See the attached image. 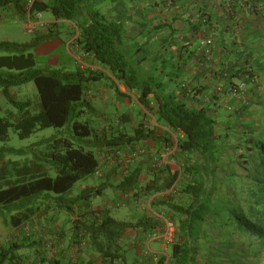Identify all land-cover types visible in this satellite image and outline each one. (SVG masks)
Returning <instances> with one entry per match:
<instances>
[{"label": "trees", "instance_id": "16d2710c", "mask_svg": "<svg viewBox=\"0 0 264 264\" xmlns=\"http://www.w3.org/2000/svg\"><path fill=\"white\" fill-rule=\"evenodd\" d=\"M26 1L0 0V10L11 7L22 15ZM31 12H48L55 21L72 23L77 29L75 45L103 71L39 69L31 50L41 40L51 37L52 26L41 35L38 32L31 42H0V52L6 54L0 56V93L13 108L0 117V142L8 139L9 129L22 140L40 130L61 129L68 125L74 137L84 140L92 137L88 144H93L95 149H105V153L114 149L124 150L139 142L167 146L172 144L171 139L174 137L177 151L184 161L180 172L170 166L161 169L160 173L152 171L154 175L146 183L141 179L144 169L136 167L124 170L114 183V188L122 194L131 193L134 201L161 193L175 184L180 202L168 197L158 203H151L156 212H163L175 223V238L166 264H201V242L210 235L205 229L208 222L213 225L219 223L220 228L243 237H254L264 249V220L260 218L253 221L238 207L218 205L214 199L217 183L213 180L210 189H207L208 179H214L220 167L219 142L222 140L220 124L209 106L191 109L182 101L179 93L172 91L163 95L155 78L142 75L141 61L136 59L139 49L129 45L124 24L107 20L90 0H34ZM101 80L110 81L121 97L126 95L118 91L116 83L122 84L128 92H135L139 105L145 112L152 114L155 122L153 127L141 124L130 133L124 126V129L111 136L105 132H95L82 113L92 110L85 100L86 86ZM27 83H33L36 89L38 112L33 110L30 100L17 101L11 95L12 88ZM122 117L118 116L117 122H129L123 121ZM46 143L49 146L46 150H39L37 155L33 153V160L26 158L23 162L7 159L9 155L20 153V150L0 149V212L2 209L9 211V214L16 211L13 218L18 219V222L19 204L31 201L33 205L39 199L47 201L51 195L56 204L73 202L77 196L72 200H65L64 196L78 182L94 176L100 168L99 156L97 158L92 151L75 146L67 139L50 137L32 144V147ZM247 143V155L242 151L234 161L239 165L246 164L257 150L261 158L258 168H262L263 177L255 173L257 190L260 192L256 204L264 209V146L254 139L247 140ZM118 166L123 168L122 165ZM50 169L54 170V177L49 176ZM87 191L96 194L100 188ZM81 196L78 198L82 199ZM31 209L34 212L38 208L31 206ZM25 221L27 219L20 224ZM157 223L153 218L143 215L136 226L107 218L89 225L80 222L83 228L77 231L79 240L85 239L93 251L100 252L103 261L110 262L112 258L107 257L110 254L105 255V236H113L133 227H140L146 232L155 229ZM16 245L9 241L0 252L20 250L21 246L16 248ZM165 260L162 257L155 264H163Z\"/></svg>", "mask_w": 264, "mask_h": 264}, {"label": "crops", "instance_id": "0c3cea01", "mask_svg": "<svg viewBox=\"0 0 264 264\" xmlns=\"http://www.w3.org/2000/svg\"><path fill=\"white\" fill-rule=\"evenodd\" d=\"M90 3L107 20L124 24L129 45L139 49L136 59L141 61L142 75L155 78L159 83V90H163V95L172 91L179 93L182 101L191 109L220 106L222 109H233L232 112L237 111L235 108L245 100L244 93L248 95L261 78V69L264 70V0H253L250 9L244 8L240 0H90ZM2 12H7L4 14L7 17L21 18L11 7L3 9ZM204 20L208 22L205 23ZM43 22L52 24L53 33L62 24L67 33L74 34L73 39L77 35L76 27L70 22L55 21L53 18ZM42 29L45 30V27L42 26ZM211 30L214 32L212 59L202 63L197 48ZM85 60L90 70L103 71L88 58ZM246 60H251L248 61L251 64ZM253 60L256 63H252ZM75 66L78 68L77 64ZM87 70L89 68L83 72ZM247 70L252 71L255 77L246 79L244 73ZM240 83L246 84L247 91L237 98L230 97L227 94L228 86ZM115 85L126 97L115 93L111 82L107 80L86 86V90H90L92 95L85 100L92 110H85L82 114L93 120L95 132H105L107 136H111L124 129V126L126 130L132 131L141 124L144 127H153L154 118L139 105L137 94L128 92L120 83ZM186 92L189 93L188 96ZM109 103L112 106L109 107ZM137 106V114L131 116L128 110ZM119 114L123 116V121L129 122H117ZM215 115L219 120L220 116ZM85 120L91 121L87 118ZM220 120L225 121L222 118ZM133 122L138 125L134 126ZM219 124L223 128V124ZM83 141L88 144L89 140ZM147 144L153 148H149V152H162L163 145L152 142L135 143L124 150ZM95 150L97 158L106 151L101 147ZM148 156L146 165L135 159L126 162L125 166L128 170L142 167L144 176L151 179L154 174L149 169ZM176 158L177 161L174 160ZM168 160L170 168L175 170L176 163L184 162L179 153ZM99 164L97 173L90 176L97 177L99 182L92 179L91 184H83L79 191L77 189V192H69L64 196L65 200H72L77 196L75 201L56 204L54 196L51 195L47 201L39 199L33 205L31 201L19 204V222L13 218L16 211L9 214L10 228L0 237H11L20 223L30 218L36 222L37 233L29 240L21 234L19 238L13 237L11 241L17 243L16 248L19 245L21 248L7 253L0 252V264H155L162 254L168 258L167 248L160 241L152 240L148 246L153 256L145 258L142 255L138 260L137 253L144 249V239L149 234V230L145 232L140 227L127 228L121 233L115 232L113 236L103 238L107 253L105 255L110 254L107 257L112 258L110 262L103 261L100 252L93 251L89 245L87 249L77 251L75 245L79 242V231L83 228L80 222L89 225L107 218L134 226L140 222L141 215L136 210L139 202L134 201L131 193L124 195L114 188V183L122 175H117L121 168L116 163ZM98 187L99 193L87 191ZM80 195L82 199L78 198ZM122 201H126L123 211H115L117 209L114 208H118L117 203ZM31 206L37 207V211L32 212Z\"/></svg>", "mask_w": 264, "mask_h": 264}, {"label": "rangeland", "instance_id": "374dc122", "mask_svg": "<svg viewBox=\"0 0 264 264\" xmlns=\"http://www.w3.org/2000/svg\"><path fill=\"white\" fill-rule=\"evenodd\" d=\"M5 13L7 12H2V10H0V42H31L36 38L38 32V35H41L44 31L42 26L38 25L35 30L30 33L23 28L24 20H21L18 17H7V15H4ZM49 19H52V16L48 12H44L42 13L39 21L43 22ZM73 35L74 34L67 33V31L62 27V24H60L57 30L51 34V37L41 40L35 48L31 50L35 56L37 67L44 71L52 69L75 71L77 67L75 66L76 62L72 59V51L67 50V45L73 39ZM5 55V53L0 52V56ZM248 61L246 60V62ZM254 61L255 60H253L252 63H254ZM246 67H243V69L246 70ZM261 72H263L260 74L261 78L256 86L253 87V90L251 92L249 91L248 95L244 93L245 100L242 101L244 103H239V105L235 108L237 111L232 112L233 109L230 110L225 107H223V110L220 106H213L210 108L211 113L214 114L216 118L217 116L215 114L220 116V119L222 118L226 122L220 119L218 120L219 123L223 124V128L220 126L222 136V140L219 142V148L221 149L219 152L220 167L214 179H208L207 189H210V183L213 180V182L217 183V188L215 189L214 194L216 203L220 206H227L229 208L238 207L249 219L253 221H257V219L259 220L260 218L264 220L263 206H257L256 204L259 199L260 192L257 190L258 184L256 183L255 173L263 177L262 168L260 166L258 168V165L261 163V158L258 155L257 150H255L256 152H254L253 156L248 158V162L246 164L239 165L234 161V159L242 151L247 155V150L249 149L247 140L249 139H254L260 145L264 146V70L261 69ZM244 74H246V79L255 77V74L252 71L247 70ZM10 92L13 98L17 101L30 100L33 104V110L38 112L36 105L38 99L37 92L33 83H27L20 87L12 88ZM114 92L116 93L115 88ZM114 92H112L113 96ZM125 104L126 102L123 105ZM108 105L109 107L112 106L110 103ZM103 109L104 106L102 107V110ZM7 110H13V108L0 93V117H4ZM137 111L138 106L133 108V110L129 109L128 113L131 116H135ZM113 117L114 120L115 114H113ZM86 118L91 120L88 116ZM88 123L91 128L95 129V123L93 120ZM147 123L149 122L147 121ZM135 125H138L137 122L134 123V126ZM131 130L132 129L129 130L130 133ZM50 137L67 139L72 141L75 146H82L86 150L92 151L96 154L95 147L85 144L83 141L84 139L73 136L69 125L61 129L48 128L40 130L32 134L29 138L22 140L18 138L12 129H9L8 139L5 142H0V149L9 148L17 151L20 150V153H14L12 155L7 154L9 155L7 159L12 161L16 160L23 162L26 158L33 160V153L37 155L40 152L39 150L44 148L46 150L49 146L48 143H46L33 148L32 144H36ZM91 138L92 137L86 139L92 140ZM148 145L149 144L135 146L134 148H137L139 151L143 150L144 153L138 157H132L126 162H131L137 159L146 165L148 150L149 148H152L151 145ZM122 165L123 168L119 169L117 175L119 173L122 174L124 170L128 169L124 163ZM145 168L147 169V166ZM146 172L148 171L146 170ZM48 174L51 177L55 176L53 169H50ZM144 175L145 174L142 175L141 179L146 183H149V177H145ZM92 179L95 182H99L97 177H87L78 182L72 188L70 193L77 192V189L79 191L83 184H91ZM108 190L111 192V188ZM171 197L176 202L181 201L176 193ZM138 202L139 203L136 204V210L139 215H143L145 217L150 213L149 210H154L151 206L150 209L148 208L147 200H139ZM114 209H117L115 211H123V208ZM9 228V211L2 209L0 212V236L7 233ZM206 231L210 233V235L206 241L204 240L201 242L204 252L201 258V264H264V249L254 237H243L236 233H231L230 230L220 228L219 223L213 225L208 222L206 225ZM152 247H154V244H152ZM170 252L171 248L169 247L167 248L166 253L170 255ZM137 255L139 260L142 256V249L137 253ZM163 256L164 255L162 254L160 258ZM165 258L167 257L165 256Z\"/></svg>", "mask_w": 264, "mask_h": 264}, {"label": "built area", "instance_id": "2783aa9c", "mask_svg": "<svg viewBox=\"0 0 264 264\" xmlns=\"http://www.w3.org/2000/svg\"><path fill=\"white\" fill-rule=\"evenodd\" d=\"M34 0H27L23 5V28L27 30L28 32L32 33V31L35 30L36 26H47V28H51V24L43 23L39 21L41 18L40 13H32L31 12V5ZM241 4L244 8L250 9L252 7L253 0H240ZM203 22L207 23V20H204ZM213 37L214 32L211 30L208 34V36L202 40L200 43V47L197 48L198 53L200 54L201 62H210L212 59V47H213ZM67 50L72 51V56L74 58V61L79 66L81 70L87 68V65L85 63V58L87 55H85L83 52H81L77 46L75 45L74 39L70 41V43L67 45ZM246 90V84L240 83V84H234L229 85L227 88V94L230 97H237L240 96L242 92ZM186 95L188 96L189 93L186 92ZM91 96V91H86L85 98L88 99ZM149 116L152 117L151 113H147ZM176 150L175 145L169 144L168 146L164 147V150L162 153L157 154L155 151L153 153L149 152V163L150 168L153 171H160L161 169L165 168L168 165V158L174 154ZM144 152L143 150L139 151L137 148H131L128 151L122 150V149H114L113 151L107 152L103 155H99V161L100 163H117L119 165H122L125 163L128 159L132 157H138L142 155ZM173 189H169L163 193L157 194L153 196L152 198L157 197H164L169 195ZM123 203L117 204V206H122ZM94 211V210H93ZM156 219L160 222V227L157 228V230L152 231L148 239H145V244L147 243V248L143 252V256L147 258L149 255H153V253L148 248V243L151 240H158L162 243V245H168L173 242L174 236H175V223L168 218L167 216L161 214L157 215ZM37 233V227L36 222L33 218L25 221L17 230L13 233L11 237H0V247L6 245L11 241V239L19 238V234H21L26 239H31L35 237ZM149 240V241H148ZM87 247V241L85 239L80 240L76 245L75 248L77 251L85 250Z\"/></svg>", "mask_w": 264, "mask_h": 264}, {"label": "clouds", "instance_id": "9594fccd", "mask_svg": "<svg viewBox=\"0 0 264 264\" xmlns=\"http://www.w3.org/2000/svg\"><path fill=\"white\" fill-rule=\"evenodd\" d=\"M42 15V14H41ZM21 16V20H22V17H23V14L22 15H20ZM42 22V21H41ZM44 23V22H43ZM51 26H52V24H51ZM43 27H45V28H47V26H43ZM77 36V35H76ZM76 38V37H75ZM75 40V39H74ZM85 59H87V56H86V58ZM85 63H86V60H85ZM78 68H79V66H78ZM89 68V70H90V67H87V68H85V69H83V70H86V69H88ZM79 70H81L80 68H79ZM83 70H81V71H83ZM88 91V90H87ZM90 91V90H89ZM91 97V96H90ZM86 99V98H85ZM89 99V98H88ZM147 113V112H146ZM153 117V116H152ZM155 123V122H154ZM171 141H172V144L173 145H175V147H176V150H175V152H174V154L173 155H171L169 158L171 159V157H173V158H175L176 157V153H178V151H177V144H176V140H175V138L174 137H172V139H171ZM168 146V145H167ZM164 147H166V146H163V148H162V152H163V150H164ZM132 148H134V147H132ZM131 149V148H130ZM162 152H160V153H162ZM160 153H158V151H157V154H160ZM148 154H149V150H148ZM148 156V155H147ZM168 158V159H169ZM175 161H177V158L176 159H174ZM148 163H149V161H148ZM184 162H181V163H176L175 165H176V170L177 171H179L180 172V170H181V168H182V164H183ZM125 164V163H124ZM123 166V165H122ZM166 167H169V165H167ZM165 167V168H166ZM165 168H163V169H165ZM149 169L151 170V172L153 171L151 168H150V163H149ZM154 172H159V171H154ZM123 173V172H122ZM160 173V172H159ZM158 174V173H157ZM180 175V174H179ZM172 189H173V191L169 194V195H167V196H164V197H157V198H152L153 196H155V195H157V194H160V193H156V194H153V195H150L149 197H147V198H145V197H143V198H140V200H147V205H148V208L150 209V206H151V203H155L156 201H158V202H160V201H162V200H165V199H167L168 197H171L173 194H177V190H176V186H175V184L171 187ZM170 188V189H171ZM167 190H169V189H167ZM167 190H165V191H167ZM165 191H163V192H165ZM163 192H161V193H163ZM138 202V201H137ZM158 202H156V203H158ZM120 203H123V205L122 206H117L116 205V207H118V208H122V207H124L125 206V203H126V201H122V202H120ZM117 204H119V203H117ZM95 211V210H94ZM149 214H148V216L147 217H149V218H153L154 220H156L158 223H157V225H156V228L155 229H153V230H149V234L152 232V231H155V230H157V228H159L160 227V222H159V220H157L156 219V216L157 215H161V214H163V215H165V216H167L166 214H164L163 212H161V211H158V212H156L155 210H149ZM168 217V216H167ZM169 218V217H168ZM172 220V219H171ZM173 221V220H172ZM149 234L148 235H146V238L145 239H148V236H149ZM174 238H175V236H174ZM145 239H144V250H142V255H143V252L145 251V249L147 248V245L145 244ZM82 240V239H81ZM174 240V239H173ZM80 241V240H79ZM152 241V240H151ZM150 243V242H149ZM149 243H148V245H149ZM161 243V242H160ZM162 244V243H161ZM171 244L172 243H170V244H168V245H163L165 248H168V247H170L171 248ZM87 247H88V243H87ZM87 247H86V249H87ZM148 248H149V246H148ZM150 249V248H149ZM151 256H153V255H149L147 258H149V257H151ZM144 257V256H143ZM163 257H165V255L163 256ZM166 260L164 261V263L163 264H166V262H167V259L168 258H165Z\"/></svg>", "mask_w": 264, "mask_h": 264}]
</instances>
